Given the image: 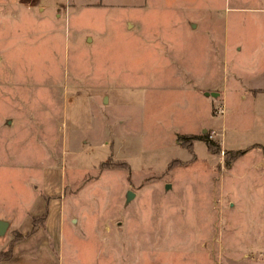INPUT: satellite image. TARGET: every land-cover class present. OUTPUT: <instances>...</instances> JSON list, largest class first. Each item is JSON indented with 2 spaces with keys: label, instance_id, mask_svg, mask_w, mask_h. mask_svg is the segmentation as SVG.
Returning <instances> with one entry per match:
<instances>
[{
  "label": "rangeland",
  "instance_id": "rangeland-1",
  "mask_svg": "<svg viewBox=\"0 0 264 264\" xmlns=\"http://www.w3.org/2000/svg\"><path fill=\"white\" fill-rule=\"evenodd\" d=\"M82 1L0 0V264H264V0Z\"/></svg>",
  "mask_w": 264,
  "mask_h": 264
},
{
  "label": "crops",
  "instance_id": "crops-1",
  "mask_svg": "<svg viewBox=\"0 0 264 264\" xmlns=\"http://www.w3.org/2000/svg\"><path fill=\"white\" fill-rule=\"evenodd\" d=\"M78 1L79 0H70V14H74L75 12H78L79 10L87 6L84 1ZM62 2L63 0H38L39 5H37V8L46 10L51 13L55 10L56 6L62 4ZM258 15L264 17V14ZM255 67H257V65ZM258 67L259 69L256 71L251 68V72L252 70L254 71V76L249 79L250 83L252 84L251 87L248 89L250 91H264V66L259 65Z\"/></svg>",
  "mask_w": 264,
  "mask_h": 264
},
{
  "label": "water",
  "instance_id": "water-1",
  "mask_svg": "<svg viewBox=\"0 0 264 264\" xmlns=\"http://www.w3.org/2000/svg\"><path fill=\"white\" fill-rule=\"evenodd\" d=\"M214 93H211V95H213ZM131 197L130 192H127L126 194V199H129ZM5 229V224L0 222V234L4 231Z\"/></svg>",
  "mask_w": 264,
  "mask_h": 264
},
{
  "label": "trees",
  "instance_id": "trees-1",
  "mask_svg": "<svg viewBox=\"0 0 264 264\" xmlns=\"http://www.w3.org/2000/svg\"><path fill=\"white\" fill-rule=\"evenodd\" d=\"M181 137H178V140L180 139ZM188 138H195V136H188ZM208 143V142H207ZM207 146L209 147L210 145L207 144Z\"/></svg>",
  "mask_w": 264,
  "mask_h": 264
},
{
  "label": "built area",
  "instance_id": "built-area-1",
  "mask_svg": "<svg viewBox=\"0 0 264 264\" xmlns=\"http://www.w3.org/2000/svg\"><path fill=\"white\" fill-rule=\"evenodd\" d=\"M67 0H65V2H66Z\"/></svg>",
  "mask_w": 264,
  "mask_h": 264
}]
</instances>
